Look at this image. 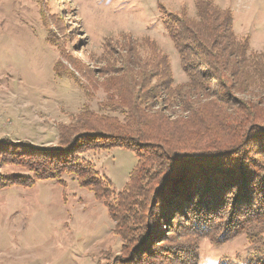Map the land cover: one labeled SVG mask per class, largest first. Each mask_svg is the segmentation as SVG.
<instances>
[{
    "label": "rangeland",
    "instance_id": "rangeland-1",
    "mask_svg": "<svg viewBox=\"0 0 264 264\" xmlns=\"http://www.w3.org/2000/svg\"><path fill=\"white\" fill-rule=\"evenodd\" d=\"M213 2L230 12L236 39L247 45L236 75L244 96L257 99L264 95V86L252 83L264 63V0ZM167 14L196 19V0H0V142L35 151L57 145L82 111L108 112L102 105L124 91L132 61L166 57L174 86L186 84L163 26ZM84 158L116 192L136 164L124 148ZM7 160L0 175L30 177L19 161ZM113 229L107 207L70 175L0 186V264H118L123 254ZM175 241L196 246L200 264H240L254 248L264 254V219ZM179 257L190 264L186 253Z\"/></svg>",
    "mask_w": 264,
    "mask_h": 264
},
{
    "label": "trees",
    "instance_id": "trees-1",
    "mask_svg": "<svg viewBox=\"0 0 264 264\" xmlns=\"http://www.w3.org/2000/svg\"><path fill=\"white\" fill-rule=\"evenodd\" d=\"M162 22L186 84L174 86L166 57L132 61L124 91L102 105L108 112L82 111L57 145L35 151L0 142V164L16 159L32 176L0 175L1 187L70 175L103 202L121 242L118 264H188L182 253L200 264L198 248L174 236L236 232L264 219V95L246 97L238 83L247 45L236 39L230 12L196 0V19L167 14ZM257 65L252 83L263 87L264 63ZM114 148L136 158L118 192L84 158ZM261 253L254 248L240 264H264Z\"/></svg>",
    "mask_w": 264,
    "mask_h": 264
}]
</instances>
